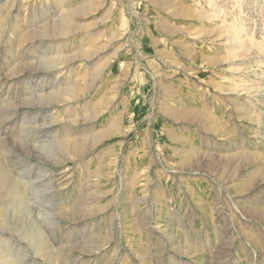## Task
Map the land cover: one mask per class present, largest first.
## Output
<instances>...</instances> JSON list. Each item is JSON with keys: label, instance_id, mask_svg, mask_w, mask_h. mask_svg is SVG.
<instances>
[{"label": "rangeland", "instance_id": "obj_1", "mask_svg": "<svg viewBox=\"0 0 264 264\" xmlns=\"http://www.w3.org/2000/svg\"><path fill=\"white\" fill-rule=\"evenodd\" d=\"M0 264H264V0H0Z\"/></svg>", "mask_w": 264, "mask_h": 264}]
</instances>
